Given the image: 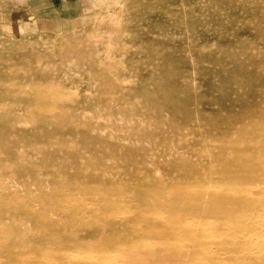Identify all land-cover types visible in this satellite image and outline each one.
<instances>
[{
  "label": "rangeland",
  "instance_id": "374dc122",
  "mask_svg": "<svg viewBox=\"0 0 264 264\" xmlns=\"http://www.w3.org/2000/svg\"><path fill=\"white\" fill-rule=\"evenodd\" d=\"M263 199L264 0H0V264H264Z\"/></svg>",
  "mask_w": 264,
  "mask_h": 264
},
{
  "label": "bare ground",
  "instance_id": "6f19581e",
  "mask_svg": "<svg viewBox=\"0 0 264 264\" xmlns=\"http://www.w3.org/2000/svg\"><path fill=\"white\" fill-rule=\"evenodd\" d=\"M208 186H209V185H208ZM211 186H212V185H210V186L207 188V190H208ZM221 186H222L221 188L224 189V186H225V185H224V186L221 185ZM238 186H239V185H238ZM252 186H253V185H252ZM252 186H251V187H252ZM256 187H257V186H256ZM256 187H255V188H256ZM216 188H217V187H216ZM239 188H240V186L238 187V189H239ZM195 189H196V188H195ZM211 189L213 190L214 188H211ZM219 189H220V187H219ZM252 189H253V187H252ZM215 190H218V189H215ZM243 190H244V188H243ZM247 190L251 191L250 189H247ZM247 190H246V191H247ZM231 191H232V190H231ZM234 191H235V193H236L237 190L234 189ZM239 191H241V190L239 189ZM239 191H238V192L236 193V195H234V196H241V197H244V196L246 195V193H247V192L245 193V192H239ZM204 193H205V192H204ZM258 193H259V192H258ZM254 194H256V193H254ZM219 195H220V194H219ZM248 195H249V194L247 193V196H248ZM260 195H261V194H260ZM247 196H245V198H247ZM93 197H94V196H93ZM121 197H122V196H121ZM121 197H120V198H121ZM205 197H206V196H205ZM250 197H251V195H250ZM257 197H258V196H257ZM67 198H68V197H67ZM79 198H80V197H79ZM248 198H249V197H248ZM251 198H252V197H251ZM251 198H250V199H251ZM254 198H255V197H254ZM258 198L261 199V196H259ZM65 199H66V198H65ZM76 199H78V197H77ZM88 199H89V198H88ZM94 199H95V198H94ZM66 200H67V199H66ZM86 200H87V199H86ZM258 200H259V199H258ZM263 200H264V199H263ZM80 201H81V200H80ZM87 201H88V200H87ZM78 202H79V201H78ZM261 202H262V201H261ZM221 203H222V202H221ZM258 203H259V202H258ZM72 204H73V203H72ZM7 205H8V204H7ZM7 205H4V206H7ZM76 205H78L77 202H76ZM261 206H262V205H261ZM255 207H256V204H255ZM261 208H262V207H261ZM127 209H129V207H127ZM135 209H136V208H135ZM253 209H255V208H253ZM70 210H71V209H70ZM164 210H165V209H164ZM128 211H129V210H128ZM160 211H163V209L160 210ZM160 211H159V212H160ZM165 211H166V210H165ZM165 211H164V213H162V214H166ZM168 211H169V210H168ZM168 211H167V212H168ZM194 211H195V210H194ZM259 211H260V210H259ZM259 211H257V212H259ZM124 212H125V211H124ZM140 212H141V211H140ZM254 212H256V211H254ZM254 212H253V213H254ZM157 213H158V211H157ZM250 213H251V212H250ZM250 213H249V214H250ZM134 214H135V213H134ZM134 214H133V215H134ZM182 214H183V212H182ZM249 214H248V215H249ZM260 214H261V213H260ZM120 215H121V214H120ZM250 215H251V214H250ZM118 216H119V215H118ZM124 216H126V215L123 214V217H124ZM128 216H129V214H128ZM144 216H145V215H144ZM146 216H147V215H146ZM162 216L164 217V215H162ZM165 216H166V215H165ZM233 216H235V215H233ZM246 216H247V215H246ZM246 216H244V217H246ZM261 216H262V215H261ZM135 217H136V216H135ZM155 217H157V216H155ZM158 217H160V216L158 215ZM186 217H188V216H186ZM244 217L241 216L242 219H243ZM115 218L117 219V217H115ZM125 218H126V217H125ZM125 218H123V219H125ZM167 218L169 219V217H167ZM192 218H193V216H192ZM235 218H236V216H235ZM235 218L233 219L234 222H235ZM104 219H105V218H104ZM119 219H120V218H119ZM121 219H122V218H121ZM160 219H163V218L161 217ZM174 219H175V218H174ZM211 219H212V218H211ZM239 219H240V218H239ZM249 219H250V218H249ZM263 219H264V218H263ZM164 220H166V218H165ZM200 220H201V219H200ZM204 220H205V219H203V220H201V221H204ZM224 220H226V219H224ZM231 220H232V219H230V217H229L228 220H227V223H228L229 221H231ZM233 220H232V224L234 223ZM128 221H129V220H128ZM170 221H171V220H170ZM211 221H212V220H211ZM219 221H220V220H219ZM222 221H223V220H222ZM222 221H221V223H222ZM241 221H243V220H241ZM241 221H240V222H241ZM244 221H245V220H244ZM244 221H243V223H244ZM247 221H248V220H247ZM165 222H166V221H165ZM168 222H169V221H167V223H168ZM223 222H224V221H223ZM225 222H226V221H225ZM225 222H224V226H226V225H225V224H226ZM236 222H238V220H237ZM240 222H239V223H240ZM245 222H246V221H245ZM169 223H170V222H169ZM200 223H201V222H200ZM207 223H209V222L207 221ZM239 223H238V224H239ZM191 224H193V222H191ZM198 224H199V221H198ZM198 224H196L195 226L198 227ZM214 224H215V223H214ZM216 224H217V222H216ZM229 224H230V223H229ZM209 225L211 226V224H209ZM218 225L220 226L219 223H218ZM210 226H209L208 228H211ZM215 226H216V225H214V227H215ZM228 226H229V225H228ZM185 227H186V226H185ZM235 227H236V226H234V228H235ZM238 227H239V226H238ZM208 228H207V229H208ZM228 228H229V227H228ZM230 228H231V227H230ZM234 228L232 227V229H234ZM239 228H240V227H239ZM241 228H242V227H241ZM242 230H243V229H242ZM205 231L207 232V230H205ZM214 231H215V230H214ZM263 231H264V230H263ZM243 232H244V231H243ZM210 233H211V232H210ZM213 233H214V232H213ZM215 233H216V231H215ZM263 233H264V232H263ZM205 234H206V236L208 235L207 233H205ZM205 234H204V235H205ZM222 234H223V233H222ZM224 234H225V233H224ZM226 234L228 235V232H227ZM226 234L224 235L225 238H226ZM243 234H244V233H243ZM195 235H196V234H195ZM204 235H203V236H204ZM220 235H221V234H220ZM241 235H242V234H241ZM206 236H205V237H206ZM211 236H212V233H211ZM221 236H222V235H221ZM215 237H217V236L215 235L212 239L214 240ZM228 237H229V235H228ZM250 237H251V236H250ZM262 237H263V236H262ZM186 238H187V237H186ZM186 238H185V239H186ZM219 238H220V237H219ZM225 238H224V239H225ZM236 238H237V237H236ZM252 238H254V236H253ZM188 239H192V238H188ZM193 239H195V236H194ZM203 239H204V238H203ZM241 239H242V238H240V240H241ZM146 240H147V239H146ZM197 240L200 241L199 238H198ZM233 240H234V239H233ZM240 240H239V238H238V241H240ZM242 240H243V239H242ZM245 240H246V239H245ZM148 241H149V240H148ZM153 241H154V240H153ZM190 241H192V240H190ZM203 241H206V240L204 239ZM221 241H222V240H221ZM223 241H224V240H223ZM238 241H237V242H238ZM246 241H247V240H246ZM154 242H155V241H154ZM201 242H202V241H201ZM201 242H200V243H201ZM206 242L208 243V241H206ZM209 242H214V241H212V240L210 241V239H209ZM216 242H217V241L215 240V244H216ZM237 242H236V243H237ZM242 242L244 243L245 241L243 240ZM144 243H145V242H144ZM157 243L161 244V243L158 242V241H157ZM157 243H156V244H157ZM164 243H165V242H164ZM164 243H163V244H164ZM190 243H191V242H190ZM192 243H193V241H192ZM200 243H199V244H200ZM233 243H234V242H233ZM233 243H232V244H233ZM239 243H240V242H239ZM239 243H237V244H239ZM243 243H242L241 245H243ZM195 244H196V245H195ZM237 244H236V245H237ZM29 245H30V244H29ZM185 245H186V243H185ZM188 245H192V244L187 243L186 246L188 247ZM194 245L197 246V242L194 243ZM234 245H235V244H234ZM260 245H261V244H260ZM152 246H153V245H152ZM155 246H156V245H155ZM155 246H154V247H155ZM160 246H161V245H160ZM168 246H170V244H168ZM124 247H125V246H124ZM124 247H123V248H124ZM154 247H153V248H154ZM183 247H184V245H183ZM192 247H193V246H192ZM205 247H206V245H205ZM205 247H204V248H205ZM228 247H229V245H228ZM26 248H27V247H26ZM144 248H147V247L144 246ZM144 248H143V249H144ZM158 248H159V245H158ZM167 248H168V247H167ZM189 248H191V247L189 246ZM207 248H209V246H208ZM207 248L204 249L205 252H206ZM149 249H150V248H149ZM191 249H192V248H191ZM191 249H190V250H191ZM211 249H212V248H211ZM243 249H244V251H245L247 248H243ZM25 250H26V249H25ZM117 250H118V249H117ZM117 250H116V251H117ZM153 250H155V249H153ZM201 250H202V249H201ZM214 250L216 251V249H214ZM259 250H262V249H259ZM111 251H112V250H111ZM116 251H115V252H116ZM149 251H150V250H149ZM149 251H148V252H149ZM158 251L161 252V250H157V252H158ZM215 251H214V253H216ZM246 251H247V250H246ZM50 252H51V251H50ZM68 252H69V251H67V253H68ZM118 252H119V251H118ZM144 252H145V251H144ZM160 252L158 253V256H161V255H159ZM224 252H225V251H224ZM46 253H48V252H46ZM63 253H64V251H63ZM63 253H62V254H63ZM67 253H66V252L64 253L65 256L67 255ZM71 253L74 254V252H71ZM78 253H80V252H77L76 254L78 255ZM81 253H82V252H81ZM85 253H86V252H85ZM98 253H99V252H98ZM98 253H96V254H98ZM121 253H122V252H121ZM121 253H119L120 256L122 255ZM130 253H131V252H130ZM130 253H129V255H130ZM171 253H172V252H171ZM214 253L211 255L210 261H212V263H217V262H219V260H218V258H217V255L215 256ZM242 253H243V252H242ZM52 254H53V253H52ZM64 254H63V255H64ZM96 254H95V255H96ZM105 254H106V253H105ZM105 254H104V255H105ZM114 254H115V253H114ZM114 254H113V255H114ZM139 254L141 255L142 253H139ZM146 254H147V250H146V253H145L144 255H146ZM234 254H236V253H234ZM238 254H240V253L238 252ZM252 254H254V253H252ZM252 254H251V256H252ZM23 255H24V254H23ZM88 255H89V254H88ZM88 255H87V256H88ZM91 255H92V253L90 254V256H91ZM93 255H94V254H93ZM100 255H101V254H100ZM100 255H99V256H100ZM124 255H125V254H124ZM131 255H133V254L131 253ZM186 255H187V254H186ZM257 255H258V254H257ZM42 256H43V255H42ZM46 256H47V254H46ZM51 256H52V255H51ZM90 256H89V257H90ZM96 256H97V255H96ZM116 256H117V255H116ZM148 256H149V255H148ZM171 256H172V255H171ZM171 256H170V257H171ZM187 256H188V255H187ZM187 256L184 257V261H185L184 263H185V264H186V261L189 259V258L187 259ZM254 256H255V255H254ZM254 256H253V257H254ZM24 257L26 258L25 255H24ZM31 257H32V256H31ZM31 257H30V259H31ZM48 257H50V256H48ZM54 257H55V260H56V255H55ZM54 257H53V258H54ZM85 257H86V255H85ZM97 257H98V256H97ZM97 257H96V258H97ZM141 257H143V254L140 256V258H141ZM144 257H145V256H144ZM163 257H164V256H163ZM163 257H162V258H163ZM165 257H167V256H165ZM220 257H221V255H220ZM223 257H224V256H223ZM223 257H221V258H223ZM237 257H238V255H237ZM239 257H240V255H239ZM246 257H247V255H246ZM257 257H258V256H257ZM32 258H33V257H32ZM46 258H47V257H46ZM53 258L51 257V259H53ZM96 258H95V260H96ZM101 258H102V257H101ZM101 258H100L99 260H102V262H103L104 260L101 259ZM114 258H115V257H114ZM140 258H139V259H140ZM149 258H150V257H149ZM157 258H158V257H156V259H157ZM173 258H174V257H173ZM244 258H245V256H244ZM244 258H243V260H247V259H244ZM21 259H22V258H21ZM30 259H29V260H30ZM47 259H48V258H47ZM93 259H94V256H93ZM93 259H92V260H93ZM122 259H127V258H122ZM139 259H137V261H138ZM143 259H144V258H142V260H143ZM164 259H165V258H163V260H164ZM27 260H28V258H27ZM29 260H28V261H29ZM67 260H68V258H67ZM67 260H66V261H67ZM97 260H98V259H97ZM109 260H110V259H109V256H108L107 261H109ZM130 260H131V259H130ZM130 260H129V261H130ZM148 260H150V259H148ZM172 260H175V259H172ZM23 261H24V259H23ZM23 261H22V262H23ZM33 261H34V260H33ZM69 261H70V259H69ZM69 261H67V262H69ZM89 261H90V260H89ZM139 261H140V260H139ZM158 261H159V260H158ZM161 261H162V260H161ZM161 261H159V263H160ZM166 261L169 262V264H170V261H171V260L169 259V260H166ZM166 261H165V262H166ZM180 261H181V259H180ZM196 261H197V260H196ZM256 261H257V260H256ZM54 262H55V264L58 263V262L60 263L59 260H58V262H56V261H54ZM54 262H53V264H54ZM70 262H71V261H70ZM110 262H111V260H110ZM122 262H123V260H122ZM122 262H121V264H122ZM156 262H157V260L155 261V263H156ZM165 262H164V263H165ZM173 262H174V261H173ZM176 262H178V261H176ZM176 262H175V263H176ZM198 262H199V261H198ZM240 262H241V261H239L238 263H240ZM243 262H244V261H243ZM243 262H241V263H243ZM257 262H258V261H257ZM77 263L80 264V262H77ZM94 263H95V262H93V264H94ZM100 263H101V262H100ZM105 263H106V260H105ZM116 263H117V261H116ZM126 263H128V260H127ZM155 263H153V264H155ZM181 263H182V262H181ZM204 263H205V262H204ZM247 263L249 264L248 261H247ZM258 263H259V262H258ZM82 264H84V263H82ZM85 264H86V263H85ZM88 264H91V263L89 262ZM95 264H96V263H95ZM97 264H98V263H97ZM102 264H103V263H102ZM107 264H108V263H107ZM109 264H111V263H109ZM133 264H135V262H134ZM161 264H163V262H162ZM165 264H166V263H165ZM172 264H173V263H172ZM187 264H188V261H187ZM199 264H200V263H199ZM232 264H233V263H232ZM234 264H235V262H234ZM250 264H251V263H250Z\"/></svg>",
  "mask_w": 264,
  "mask_h": 264
}]
</instances>
